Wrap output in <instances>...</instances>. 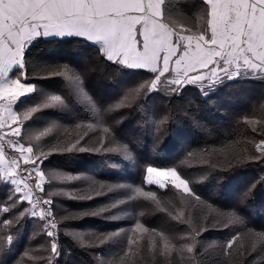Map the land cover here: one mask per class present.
<instances>
[{"label":"trees","instance_id":"16d2710c","mask_svg":"<svg viewBox=\"0 0 264 264\" xmlns=\"http://www.w3.org/2000/svg\"><path fill=\"white\" fill-rule=\"evenodd\" d=\"M165 7L184 27L197 31L203 26L204 9L200 0H167ZM25 57L29 74L35 69L39 71V75L26 81L35 84L37 91L22 97L16 110L24 111L52 94L64 97L67 107L35 113L21 129L18 138L21 143L31 144L34 150H47L57 141H66L82 132L76 125L86 122L96 125V130L88 133L94 138L93 143L95 138L104 135V127H110L115 138L112 144L115 150L110 153L50 156L42 165L48 179L53 172L85 178L70 183L52 181L45 185L46 192L59 189L83 192L90 182L88 178H94L109 185L141 187L156 193L160 200V207L143 196L129 201L128 188L83 201L53 196V210L58 219L66 211L79 213L117 200L125 201L100 216L62 221L58 225L62 229L60 255L54 264H98V260L108 264H264V237L260 236L264 233V161H249L227 170L220 168L224 161L253 154V143L264 138V76L248 74L225 79L207 96L198 85L187 86L177 94L164 84L159 91H141L125 100L130 89L148 81L153 74L107 62L99 54L98 46L83 38L40 37L32 42ZM64 66L72 70V80L45 75ZM76 79L104 113L103 120L93 114L90 104L83 99L80 87L73 82ZM120 103L130 106L110 108ZM46 127H52V132L36 141L35 136ZM124 146L131 158L121 154ZM205 159L216 163L217 168L204 164ZM148 165L178 167L203 203L175 189L145 184L144 170ZM250 188V193L244 196ZM11 191V184L0 181V206L11 203ZM207 205L217 211L213 212ZM26 206L21 204L10 212H0V221L15 217ZM220 211H234L241 222L223 227L227 218L218 215ZM178 212L184 213L182 220L173 218ZM114 216L115 219L110 218ZM204 220L220 226L201 233L196 239L195 253H187L189 232ZM137 221L155 233L144 234L138 255H125L127 233ZM42 224L38 218L25 216L10 230L0 225V264H42V258L48 255V238ZM115 231H120V236L103 245L96 244V234ZM66 232L87 234L88 243L96 246H82ZM237 233L241 234L244 248L248 250L243 256L239 243L231 250L225 247ZM6 234L14 237L11 245L3 242ZM160 234L174 245L168 255L161 254L166 241ZM25 252L40 259L29 261Z\"/></svg>","mask_w":264,"mask_h":264},{"label":"snow or ice","instance_id":"6c2138e0","mask_svg":"<svg viewBox=\"0 0 264 264\" xmlns=\"http://www.w3.org/2000/svg\"><path fill=\"white\" fill-rule=\"evenodd\" d=\"M200 3L204 9L201 16L203 26L193 31L171 17L165 7L167 0H0V181L15 186L9 196L11 203L0 206V212L7 213L21 204L27 205L15 217L0 221V225L10 230L25 216L42 221L41 227L48 238V255L42 258V264H54L60 255L59 236L62 229H59L58 225L62 221L78 220L83 216H100L125 203L124 200H117L94 210L79 213L66 211L58 219L53 210V196H66L83 201L128 188L129 201L143 196L160 207V200L156 193L144 191L141 187L109 185L94 178H88L90 182L83 192L63 189L46 192V176L42 165L50 156L110 153L115 150L112 147L115 138L111 128L104 127V135L95 138L93 143L94 138L88 133L94 132L96 125L86 122L76 125L77 128L83 129L82 132L66 141H57L47 150H34L31 144L25 146L19 139H13L21 137L25 122L35 113L48 108L67 107L64 97L52 94L46 95L41 103L24 111L16 110V105L22 97L37 91L35 84L26 83L33 75H39L37 69L29 74L25 57L27 49L40 37L75 36L98 46L99 54L106 58L107 62L129 69L146 70L153 74L148 81L130 89L125 100L134 98L141 91H159L160 86L164 84L169 86L172 93L177 94L187 86L198 85L202 94L207 96L212 88L225 79L232 80L248 74L264 76V0H200ZM14 69H19L15 76L12 75ZM71 71L68 66H64L47 71L45 75L72 80ZM73 82L80 87L79 79ZM80 90L83 99L90 104L93 114L103 120L104 113L100 112L81 87ZM119 106L128 107L130 104L120 103L110 108ZM107 111L108 109L105 110ZM52 130V127H46L35 136V140L40 141L41 138L49 136ZM6 146L14 149L16 154L7 157ZM253 148L255 151L249 156L221 163V170L239 167L249 161H264V138L254 142ZM121 154L131 158L126 146L121 148ZM202 162L210 165L212 169L217 168V164L212 161L205 159ZM84 178L81 175L53 172L47 182L70 183ZM143 182L156 185L160 189H175L203 203L190 185V180L185 178L176 166L148 165L144 170ZM250 191L251 188L244 196ZM207 207L213 212L217 211L211 205ZM160 210L165 211L163 208ZM217 214L227 218L223 227H228L229 223L241 222L234 211H220ZM183 216V212H178L173 218L182 220ZM216 226L220 225L204 220L193 228L188 234L190 243L186 245L187 253L194 254L197 237L210 227ZM150 232L155 233V230H150L137 221L127 233L125 255H138L140 240L144 234ZM65 234L82 246H96L88 243L87 234ZM120 234V231L96 234V244L103 245ZM160 235L166 241L161 254L168 255L174 245H170L163 234ZM260 236L264 237V233H260ZM2 239L4 243L11 245L14 237L12 234H6ZM238 243L243 256L248 250L244 248L239 233L227 242L226 250H231ZM24 255L29 261L40 259L32 257L28 252ZM98 264L108 262L98 260Z\"/></svg>","mask_w":264,"mask_h":264},{"label":"rangeland","instance_id":"374dc122","mask_svg":"<svg viewBox=\"0 0 264 264\" xmlns=\"http://www.w3.org/2000/svg\"><path fill=\"white\" fill-rule=\"evenodd\" d=\"M48 37H52V36H48ZM18 72H19V69H16V70H15V75H16ZM15 75H14V76H15ZM167 75H168V74H167ZM169 78H171V77H169ZM13 139H18V138H13ZM20 143H21V142H20ZM12 150H13V153H14V155H15L16 153H15L14 149H12ZM7 157H8V156H7ZM45 176H46V182H45V185H46V184L48 183V182H47L48 178H47V175H45ZM45 185H44V186H45ZM14 187H15L14 185H11V188H12V189H13ZM11 192H12V191H11Z\"/></svg>","mask_w":264,"mask_h":264},{"label":"built area","instance_id":"2783aa9c","mask_svg":"<svg viewBox=\"0 0 264 264\" xmlns=\"http://www.w3.org/2000/svg\"><path fill=\"white\" fill-rule=\"evenodd\" d=\"M5 152H6L8 157H11L14 155L13 150L8 148L7 146L5 147ZM58 228H59V226H58Z\"/></svg>","mask_w":264,"mask_h":264},{"label":"crops","instance_id":"0c3cea01","mask_svg":"<svg viewBox=\"0 0 264 264\" xmlns=\"http://www.w3.org/2000/svg\"><path fill=\"white\" fill-rule=\"evenodd\" d=\"M15 70H16V69L13 70V73H12L13 76L15 75Z\"/></svg>","mask_w":264,"mask_h":264}]
</instances>
